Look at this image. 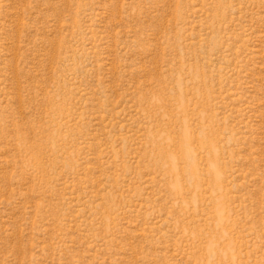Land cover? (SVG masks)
Returning a JSON list of instances; mask_svg holds the SVG:
<instances>
[{
    "label": "rangeland",
    "instance_id": "rangeland-1",
    "mask_svg": "<svg viewBox=\"0 0 264 264\" xmlns=\"http://www.w3.org/2000/svg\"><path fill=\"white\" fill-rule=\"evenodd\" d=\"M0 264H264V0H0Z\"/></svg>",
    "mask_w": 264,
    "mask_h": 264
}]
</instances>
